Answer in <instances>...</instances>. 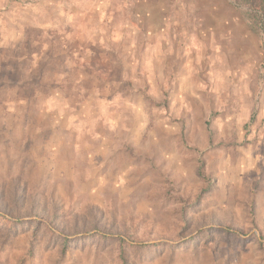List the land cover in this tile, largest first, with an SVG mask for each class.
Instances as JSON below:
<instances>
[{"label": "rangeland", "instance_id": "1", "mask_svg": "<svg viewBox=\"0 0 264 264\" xmlns=\"http://www.w3.org/2000/svg\"><path fill=\"white\" fill-rule=\"evenodd\" d=\"M254 11L0 0V264H264Z\"/></svg>", "mask_w": 264, "mask_h": 264}, {"label": "trees", "instance_id": "2", "mask_svg": "<svg viewBox=\"0 0 264 264\" xmlns=\"http://www.w3.org/2000/svg\"><path fill=\"white\" fill-rule=\"evenodd\" d=\"M240 3L247 5L254 11L253 22L256 26L264 27V0H237Z\"/></svg>", "mask_w": 264, "mask_h": 264}]
</instances>
